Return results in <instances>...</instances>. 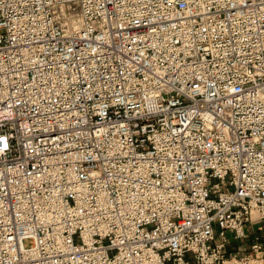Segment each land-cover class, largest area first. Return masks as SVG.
<instances>
[{
	"label": "built area",
	"instance_id": "built-area-1",
	"mask_svg": "<svg viewBox=\"0 0 264 264\" xmlns=\"http://www.w3.org/2000/svg\"><path fill=\"white\" fill-rule=\"evenodd\" d=\"M260 223L264 0H0V264H264Z\"/></svg>",
	"mask_w": 264,
	"mask_h": 264
},
{
	"label": "rangeland",
	"instance_id": "rangeland-1",
	"mask_svg": "<svg viewBox=\"0 0 264 264\" xmlns=\"http://www.w3.org/2000/svg\"><path fill=\"white\" fill-rule=\"evenodd\" d=\"M260 227H261V230H259V224H256L255 226H254V231L256 232V233H258V234H260L261 235V237L264 239V224L263 223H260ZM246 242H249V240L248 241H246ZM232 246H234V245H232Z\"/></svg>",
	"mask_w": 264,
	"mask_h": 264
},
{
	"label": "crops",
	"instance_id": "crops-1",
	"mask_svg": "<svg viewBox=\"0 0 264 264\" xmlns=\"http://www.w3.org/2000/svg\"><path fill=\"white\" fill-rule=\"evenodd\" d=\"M232 245H234V246H232V247H235V244L233 243Z\"/></svg>",
	"mask_w": 264,
	"mask_h": 264
}]
</instances>
